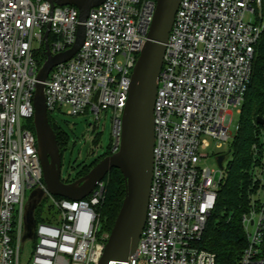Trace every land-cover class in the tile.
<instances>
[{
	"label": "built area",
	"instance_id": "obj_1",
	"mask_svg": "<svg viewBox=\"0 0 264 264\" xmlns=\"http://www.w3.org/2000/svg\"><path fill=\"white\" fill-rule=\"evenodd\" d=\"M156 0H104L90 9L83 42L44 81L50 112H91L99 124L111 109V153L121 136V115L131 74ZM74 6L46 0H0V264H21L26 192L40 188L57 217L36 221L27 264H98L108 235L100 237V180L82 199L46 189L34 127L36 75L46 58L74 44ZM47 26L49 31L46 35ZM264 31V0H181L165 43L154 101L153 170L146 220L128 264H216L200 242L224 179L222 166L202 164L210 139L216 148L234 138L252 74L255 46ZM46 35V36H45ZM97 93L96 100L93 98ZM241 108L238 109L240 112ZM250 151L253 191L241 214L247 245L239 264H264V124L254 120ZM234 132V134H233ZM210 138V139H209ZM62 180H66L62 178Z\"/></svg>",
	"mask_w": 264,
	"mask_h": 264
},
{
	"label": "water",
	"instance_id": "obj_2",
	"mask_svg": "<svg viewBox=\"0 0 264 264\" xmlns=\"http://www.w3.org/2000/svg\"><path fill=\"white\" fill-rule=\"evenodd\" d=\"M46 1L52 6L76 7L80 23L72 47L55 55L46 51V58L36 75L33 127L43 180L49 193L78 200L89 195L111 168H117L124 180V197L98 264H128L130 256L137 248L146 220L153 170L154 101L165 54V43L181 0H156L147 39L132 70L128 98L121 115V136L117 150L101 158L84 175L68 182L61 177V153L56 133L49 121L44 81L53 66L67 61L78 51L84 38V21L90 9L100 5L104 0ZM48 31L49 26L46 35ZM96 96L97 93L94 101ZM256 121L264 124L263 117L257 116ZM222 159V155L217 157L219 167L222 166ZM43 196L44 191L36 188L31 190L25 202L24 239L32 238L34 235L36 223L34 212Z\"/></svg>",
	"mask_w": 264,
	"mask_h": 264
},
{
	"label": "trees",
	"instance_id": "obj_3",
	"mask_svg": "<svg viewBox=\"0 0 264 264\" xmlns=\"http://www.w3.org/2000/svg\"><path fill=\"white\" fill-rule=\"evenodd\" d=\"M36 57L39 63L44 57L38 52ZM264 31L255 46L254 59L252 63V74L248 84L244 101L241 105L239 127L233 139L230 141L229 154L231 159L225 166V176L218 189V197L214 211L208 219L200 246L216 255V264H239V258L247 245L246 236L241 224V214L250 205V194L254 190L251 183L250 167L252 153L250 144L256 140V126L254 120L257 116L264 118ZM49 116V115H48ZM251 119L248 140L242 139L244 121ZM50 121V118H49ZM54 129L59 151L62 155L68 137L64 138L63 132ZM33 126V122H31ZM263 126V125H261ZM98 139L95 138V142ZM110 144L106 150L92 161L82 162V169L77 177L87 173L101 158L111 154ZM65 181H71L66 179ZM105 190L104 199L98 206L102 215L101 228L110 232L117 212L124 197V180L117 168H111L104 177ZM61 198V196H57ZM40 203L34 212L35 221L40 218ZM260 256H264V245Z\"/></svg>",
	"mask_w": 264,
	"mask_h": 264
},
{
	"label": "rangeland",
	"instance_id": "obj_4",
	"mask_svg": "<svg viewBox=\"0 0 264 264\" xmlns=\"http://www.w3.org/2000/svg\"><path fill=\"white\" fill-rule=\"evenodd\" d=\"M264 77V74H263ZM241 108L239 105L236 108H230L232 111L231 118L235 120H240L241 114L238 109ZM101 118L98 126L94 119V115L91 112H86L82 115H70L67 113L65 108L60 111L55 110L50 112L49 118L52 124L57 128V131L64 132L68 136V141L62 150L61 155V177L64 179L73 180L77 178L78 173L82 169V162L88 163L100 156L108 147L111 141V109H108L105 113L101 114ZM251 119L244 121V130L242 139L248 140L250 134L249 126ZM234 134V132H233ZM95 138L98 139L95 142ZM210 139V138H209ZM218 142L214 139H210L209 146L203 151L207 154V157H203L201 163L206 164L212 169L218 167L217 160L215 156L217 153L228 152L230 148V142L224 143L220 148H216ZM253 141L250 144V148ZM111 149V144H110ZM109 149V150H110ZM231 159V154H227L224 159V172L226 171L225 166L228 160ZM32 190V189H31ZM31 190L26 192L25 202L29 196ZM40 213L38 221H47L57 217V209L52 205L50 199L42 197L40 202ZM100 222L102 223V215L100 214ZM109 234V232L101 228L99 231L100 237ZM33 245L32 239H26L24 242V247L21 253V264H27L30 256L31 248Z\"/></svg>",
	"mask_w": 264,
	"mask_h": 264
},
{
	"label": "flooded vegetation",
	"instance_id": "obj_5",
	"mask_svg": "<svg viewBox=\"0 0 264 264\" xmlns=\"http://www.w3.org/2000/svg\"><path fill=\"white\" fill-rule=\"evenodd\" d=\"M63 135H64V138H65V137H68L64 132H63ZM77 178H78V177H77Z\"/></svg>",
	"mask_w": 264,
	"mask_h": 264
}]
</instances>
